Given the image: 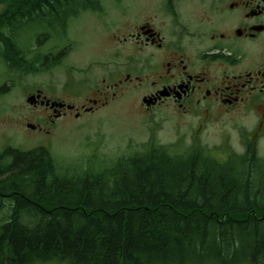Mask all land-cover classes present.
<instances>
[{"label": "trees", "instance_id": "trees-1", "mask_svg": "<svg viewBox=\"0 0 264 264\" xmlns=\"http://www.w3.org/2000/svg\"><path fill=\"white\" fill-rule=\"evenodd\" d=\"M63 1L0 0L10 67L38 61L26 59L31 35H19L46 18L53 26ZM139 147L71 172L49 147L4 146L0 264H264V158L253 143L226 159L201 143Z\"/></svg>", "mask_w": 264, "mask_h": 264}, {"label": "flooded vegetation", "instance_id": "flooded-vegetation-1", "mask_svg": "<svg viewBox=\"0 0 264 264\" xmlns=\"http://www.w3.org/2000/svg\"><path fill=\"white\" fill-rule=\"evenodd\" d=\"M60 4H54L58 30L44 33L53 38L50 63L63 68L67 80L59 88L65 97L56 90L55 101L68 104L88 90L89 106L82 112H91L129 87L148 112L168 108L184 118H200L194 137L204 129L203 120L236 110L257 119L249 140L257 145L264 138V0H195L180 6L177 0H161L156 12L147 11L151 4L134 9L122 0ZM85 13L95 25L88 41L96 46L93 55L78 53L70 30ZM139 15L145 18L129 20V27L120 30L121 22ZM57 36L62 41L54 40ZM82 70L81 76L72 72ZM43 98L42 93L34 108L43 107L46 116H34L40 119L35 128L27 127L32 122L25 128L51 133L50 125L59 118L74 110L82 114L76 107L41 105Z\"/></svg>", "mask_w": 264, "mask_h": 264}, {"label": "rangeland", "instance_id": "rangeland-1", "mask_svg": "<svg viewBox=\"0 0 264 264\" xmlns=\"http://www.w3.org/2000/svg\"><path fill=\"white\" fill-rule=\"evenodd\" d=\"M122 1L134 9L151 4V9L147 11L153 12H156L157 4L161 2V0ZM194 2L195 0H177V5H192ZM0 9H2L1 4ZM85 14L71 22L70 30L71 35L77 40L78 53L93 55L96 46L88 41L93 36L94 22L89 17L90 13ZM143 18L145 15H139L138 20L128 19L121 22L120 30L129 27V20L136 22ZM47 26V21L45 24L38 22L29 24L23 28L19 38L26 39L24 35L27 33L31 35L29 48L33 50L39 46L40 53L45 56L46 52H50L52 42L48 40L45 43L46 47L43 48L40 43L38 44L36 35ZM56 27L55 25L51 30H58ZM117 38L123 37L119 34ZM97 39L94 38L93 41L98 43ZM54 40L62 41V37L57 36ZM106 40L108 39L104 41ZM96 67L93 66L92 69ZM72 72L76 76H81L83 70ZM98 81L100 82L101 79ZM66 82L65 70L61 67L24 75L11 71L6 63L0 60V150L6 145L25 150L38 146L49 147L59 166H62V171L67 167L71 172L73 168L81 167L92 168L95 171L102 170L112 160L134 153L142 143L151 139L162 144L178 141H183L187 145L194 142L201 143L214 148L215 154L220 159H226L231 151L240 154L246 152L251 141L249 138L257 122L255 117L234 110L203 120L206 121L204 129L194 137L193 132L197 123L201 121L200 118H184L168 108L148 112L142 105L139 94L135 93L133 88L125 87L115 97L91 112H82L84 107L89 106L85 98L88 90H83V95L70 101L82 114L75 117L77 110H74L67 116L59 118L50 125L51 133L25 128L28 122L36 123L34 116H46L43 108H34L27 102L29 92L39 88L49 99H55L57 90V96L64 98L65 95L59 88H62ZM101 88L108 89L105 83ZM257 150L259 156L264 158V138L258 140ZM38 264H68V262L51 260Z\"/></svg>", "mask_w": 264, "mask_h": 264}, {"label": "water", "instance_id": "water-1", "mask_svg": "<svg viewBox=\"0 0 264 264\" xmlns=\"http://www.w3.org/2000/svg\"><path fill=\"white\" fill-rule=\"evenodd\" d=\"M27 101H28L30 104H35L36 101H37V96L32 95V96H30V97L27 99ZM144 101H147V99L145 98ZM47 104H49V102H47ZM52 106H60V107H62L63 104L52 103ZM71 107H73V106H68V108H71ZM29 126H30V127H33L32 125H29Z\"/></svg>", "mask_w": 264, "mask_h": 264}]
</instances>
